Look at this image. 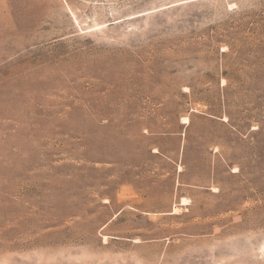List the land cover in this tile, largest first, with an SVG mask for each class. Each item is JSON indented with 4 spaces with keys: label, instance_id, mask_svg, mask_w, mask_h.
I'll return each instance as SVG.
<instances>
[{
    "label": "rangeland",
    "instance_id": "rangeland-1",
    "mask_svg": "<svg viewBox=\"0 0 264 264\" xmlns=\"http://www.w3.org/2000/svg\"><path fill=\"white\" fill-rule=\"evenodd\" d=\"M0 264H264V0H0Z\"/></svg>",
    "mask_w": 264,
    "mask_h": 264
},
{
    "label": "bare ground",
    "instance_id": "bare-ground-1",
    "mask_svg": "<svg viewBox=\"0 0 264 264\" xmlns=\"http://www.w3.org/2000/svg\"><path fill=\"white\" fill-rule=\"evenodd\" d=\"M182 120H183L184 122H186V123L189 121V119H188L187 116L182 117ZM179 169H180V168H179ZM185 201H186V199H184V198L181 200L182 203H184ZM182 203H181V204H182ZM179 209H180V208H179ZM173 210L176 211V210H178V208L175 206ZM174 213H175V212H174Z\"/></svg>",
    "mask_w": 264,
    "mask_h": 264
}]
</instances>
